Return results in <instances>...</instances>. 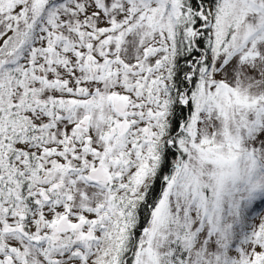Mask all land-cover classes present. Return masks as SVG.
<instances>
[{
  "label": "snow or ice",
  "instance_id": "snow-or-ice-1",
  "mask_svg": "<svg viewBox=\"0 0 264 264\" xmlns=\"http://www.w3.org/2000/svg\"><path fill=\"white\" fill-rule=\"evenodd\" d=\"M0 264H264V0H0Z\"/></svg>",
  "mask_w": 264,
  "mask_h": 264
}]
</instances>
